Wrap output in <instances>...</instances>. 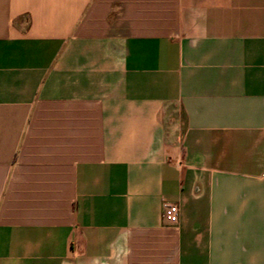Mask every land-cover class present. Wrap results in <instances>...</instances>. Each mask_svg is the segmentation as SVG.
I'll return each mask as SVG.
<instances>
[{
  "label": "crops",
  "instance_id": "crops-1",
  "mask_svg": "<svg viewBox=\"0 0 264 264\" xmlns=\"http://www.w3.org/2000/svg\"><path fill=\"white\" fill-rule=\"evenodd\" d=\"M0 264H264V0H0Z\"/></svg>",
  "mask_w": 264,
  "mask_h": 264
},
{
  "label": "built area",
  "instance_id": "built-area-1",
  "mask_svg": "<svg viewBox=\"0 0 264 264\" xmlns=\"http://www.w3.org/2000/svg\"><path fill=\"white\" fill-rule=\"evenodd\" d=\"M179 210L176 205L164 203L163 206V217L166 221L171 224H176L178 222Z\"/></svg>",
  "mask_w": 264,
  "mask_h": 264
}]
</instances>
